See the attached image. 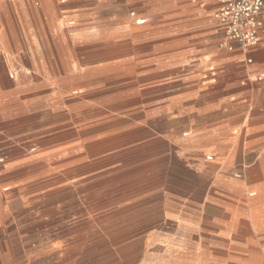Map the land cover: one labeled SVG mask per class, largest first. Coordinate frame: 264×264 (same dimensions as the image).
I'll list each match as a JSON object with an SVG mask.
<instances>
[{
	"label": "rangeland",
	"instance_id": "obj_1",
	"mask_svg": "<svg viewBox=\"0 0 264 264\" xmlns=\"http://www.w3.org/2000/svg\"><path fill=\"white\" fill-rule=\"evenodd\" d=\"M83 2L85 74L32 83L0 128V264H264V214L247 203L264 191V114L223 128L224 112L200 111L219 75L202 47L225 41L201 8L216 1H156L180 46L144 61L157 80L125 74L128 31L150 23L124 0Z\"/></svg>",
	"mask_w": 264,
	"mask_h": 264
},
{
	"label": "crops",
	"instance_id": "obj_2",
	"mask_svg": "<svg viewBox=\"0 0 264 264\" xmlns=\"http://www.w3.org/2000/svg\"><path fill=\"white\" fill-rule=\"evenodd\" d=\"M119 1L111 0L114 11ZM156 1L124 0L127 8L136 11L137 17L150 23L148 27L128 31L127 79H159L163 71L158 68L148 71L142 67L144 61L155 58L153 64L157 67L165 49L180 48L171 38L162 35L164 28L155 20L161 11ZM83 3V0H0V128L15 123V96L36 90L32 83L62 82L85 74L80 32ZM215 7L217 3H205L201 8L207 14ZM69 14L71 21L67 19ZM150 32L156 35L148 37ZM217 36H210L202 47L205 63L213 64L219 75L215 76L217 83L204 95L211 104L200 111L204 114L224 112L227 117L218 121L224 128L240 120L244 113L264 114V58L261 45L242 49L232 44L228 49L215 44ZM247 57L252 59L251 64L245 62ZM191 80L188 90L195 91L199 81L195 77ZM205 116L203 118L209 120V115ZM235 116L239 118H233ZM263 122V116L251 120L255 126ZM246 124L247 120L243 119L240 126Z\"/></svg>",
	"mask_w": 264,
	"mask_h": 264
},
{
	"label": "built area",
	"instance_id": "obj_3",
	"mask_svg": "<svg viewBox=\"0 0 264 264\" xmlns=\"http://www.w3.org/2000/svg\"><path fill=\"white\" fill-rule=\"evenodd\" d=\"M215 18L222 25L225 41L221 45L231 49L236 44L242 49L262 47L264 58V0H215ZM131 16H134L133 14ZM142 25L143 20H136ZM247 64L252 63L246 58Z\"/></svg>",
	"mask_w": 264,
	"mask_h": 264
},
{
	"label": "bare ground",
	"instance_id": "obj_4",
	"mask_svg": "<svg viewBox=\"0 0 264 264\" xmlns=\"http://www.w3.org/2000/svg\"><path fill=\"white\" fill-rule=\"evenodd\" d=\"M107 76V75H106ZM109 76V75H108ZM101 78V77H100ZM109 82V81H108ZM106 83V82H105ZM136 85V84H135ZM109 86V85H108ZM112 86V85H111ZM127 127V126H126ZM108 133V132H107ZM247 137V136H246ZM86 139V138H85ZM262 145V144H261ZM242 150V149H241ZM260 174L259 173H255V174H253L252 175V177H253V179H254V181L256 180L257 181V179H259L260 178ZM249 178H247V180H248ZM260 180V179H259ZM255 181V182H256ZM252 182V181H251ZM254 195V193H251L250 195H249V197H251V196H253ZM247 203H248V206L250 207V209H251V214L253 215V216H258V215H261V214H264V191L263 192H261L260 194H259V196H257V197H255V198H248L247 199Z\"/></svg>",
	"mask_w": 264,
	"mask_h": 264
}]
</instances>
